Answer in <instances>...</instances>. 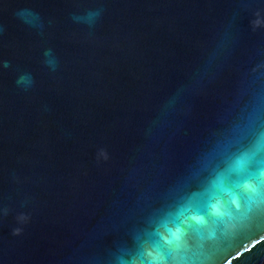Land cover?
I'll return each instance as SVG.
<instances>
[{"label":"water","instance_id":"95a60500","mask_svg":"<svg viewBox=\"0 0 264 264\" xmlns=\"http://www.w3.org/2000/svg\"><path fill=\"white\" fill-rule=\"evenodd\" d=\"M242 85L264 86V0H0V264L107 252ZM224 264H264V235Z\"/></svg>","mask_w":264,"mask_h":264},{"label":"clouds","instance_id":"9594fccd","mask_svg":"<svg viewBox=\"0 0 264 264\" xmlns=\"http://www.w3.org/2000/svg\"><path fill=\"white\" fill-rule=\"evenodd\" d=\"M125 222L124 236L85 264H224L264 235V86L242 85L224 127Z\"/></svg>","mask_w":264,"mask_h":264}]
</instances>
